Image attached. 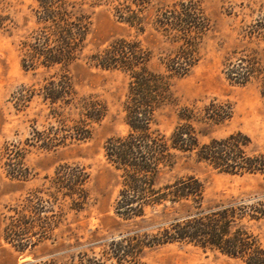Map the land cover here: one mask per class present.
Returning a JSON list of instances; mask_svg holds the SVG:
<instances>
[{"label": "trees", "instance_id": "1", "mask_svg": "<svg viewBox=\"0 0 264 264\" xmlns=\"http://www.w3.org/2000/svg\"><path fill=\"white\" fill-rule=\"evenodd\" d=\"M37 2L35 27L21 44L22 65L28 70L60 67L61 72L46 79L38 91L23 87L16 99L23 107L35 96L49 103L56 125L43 130L33 127L26 144L51 151L90 139L94 124L104 119L107 109L99 100L79 98L67 70L82 58L90 33L84 2ZM152 2L125 0L115 8L116 16L138 33H145L151 24L168 42L178 45L161 61L163 71L151 68L153 53L137 37L116 39L89 57L95 66L129 77L124 111L130 130L108 139L104 148L108 163L119 172L114 212L121 231L110 237H100L97 231L86 242L76 237L74 244L61 245L64 251L25 264H146L148 251L174 243L218 251L246 264H264V247L253 228L264 221V196L211 201L199 177L169 179L178 158L188 155L221 173L260 175L264 182V152L249 153L251 139L242 132L200 141L195 122L221 125L233 116L231 104L217 99L201 109L182 108L181 121L170 136L154 127L157 113L172 100L170 80L187 76L198 64L199 43L210 28V19L198 0H180L156 9L155 17L147 22L145 13ZM249 34L264 36V19ZM226 68L227 77L236 84L261 79L264 95V67L258 59H227ZM66 108L78 111V119L66 116ZM1 151L8 175L27 180L31 174L23 162L26 148L7 144L5 152ZM46 180L9 209L4 238L21 254L32 253L49 241L56 244L64 237L57 231L68 213H80L90 204V173L85 166L63 164Z\"/></svg>", "mask_w": 264, "mask_h": 264}, {"label": "rangeland", "instance_id": "2", "mask_svg": "<svg viewBox=\"0 0 264 264\" xmlns=\"http://www.w3.org/2000/svg\"><path fill=\"white\" fill-rule=\"evenodd\" d=\"M82 9L90 17L91 29L82 58L68 67L69 74L79 98L91 97L101 101L107 113L104 119L94 124L90 139L72 143L56 150L28 146L33 127L39 130L56 125L50 115V105L39 96L19 106L17 96L23 87L38 91L58 72L60 67L25 69L22 65V41L35 27L37 0H0V150L7 144L26 148L24 164L30 170L27 180L11 178L7 173L6 159H0V264H25L36 259H46L65 249L61 245L74 244L76 237L86 242L97 231L100 237L118 235L114 205L120 189L119 172L105 157L108 139L122 136L130 130L126 121L124 103L129 89V77L120 71L104 70L89 61V57L104 50L114 40L122 37H137L153 53L151 68L162 70L161 61L175 52L173 44L151 24L145 33L121 22L116 16V7L125 0H81ZM180 0H153L145 13L147 22L155 17L156 9L173 6ZM210 28L199 43L198 64L184 77L172 78V100L156 117L154 127L171 135L179 124L180 111L184 107L199 109L217 99L233 107L232 118L221 125L195 122L202 143L212 138H224L242 132L251 139L248 151L251 154L264 152V95L261 79L252 78L246 84H236L227 77V59L237 61L245 56L255 57L264 67V36H251L249 31L259 20L264 19V0H198ZM66 116L78 119V111L66 108ZM80 164L90 173L91 201L88 207L76 213L71 211L57 231L56 244L50 241L37 247L32 253L21 254L4 238V228L10 207L17 204L31 191L43 187L46 177H52L63 164ZM195 175L206 187V196L211 201L231 198L251 199L264 196V182L260 175H231L221 173L194 157L181 155L169 172V179ZM264 247V221L254 225ZM67 229H71L70 232ZM67 231V232H66ZM72 234V235H71ZM70 236V240L68 239ZM99 252L100 250L97 249ZM61 257V255H60ZM146 264H246L218 251L174 243L146 253ZM108 264H117L110 261Z\"/></svg>", "mask_w": 264, "mask_h": 264}]
</instances>
